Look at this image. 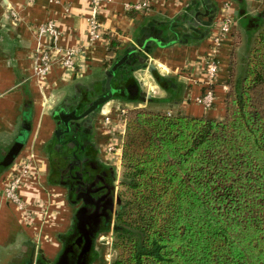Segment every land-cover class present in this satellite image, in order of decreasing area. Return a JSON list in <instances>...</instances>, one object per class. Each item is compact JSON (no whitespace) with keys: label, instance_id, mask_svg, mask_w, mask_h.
Instances as JSON below:
<instances>
[{"label":"trees","instance_id":"trees-1","mask_svg":"<svg viewBox=\"0 0 264 264\" xmlns=\"http://www.w3.org/2000/svg\"><path fill=\"white\" fill-rule=\"evenodd\" d=\"M237 16L245 52L239 64L232 51L223 118L128 108L111 264H264V9L249 14L242 5ZM186 21L165 26L175 41L197 37ZM129 53L115 71L114 98L139 102L126 99V87L144 62L137 49ZM156 79L168 95L150 102H176L179 83ZM64 133L70 159L76 133ZM6 157L0 152V162Z\"/></svg>","mask_w":264,"mask_h":264},{"label":"crops","instance_id":"crops-1","mask_svg":"<svg viewBox=\"0 0 264 264\" xmlns=\"http://www.w3.org/2000/svg\"><path fill=\"white\" fill-rule=\"evenodd\" d=\"M138 1L106 0L100 19L107 30L109 42L89 43L87 17L91 0H36L34 3L0 0V140L12 135L16 139L22 123L30 121L31 131L15 161L33 154L41 167L37 181L23 189V196L32 206L31 212H23L3 197L0 178V252L16 250L17 260L12 262L11 259V264H34L39 258L50 259L60 251V236L69 231L73 220V209L65 185L59 178L53 179V175L60 177V164L66 166L61 149L67 136L64 132L58 133V130L64 129L60 113L79 110L81 104L97 98L100 94L93 96V92L96 95L104 91L105 72L117 57L141 49V44L146 42L141 55L157 67L159 74L173 78L181 87L176 102L153 104L151 98H164L168 95L167 91L159 85L152 72L142 73V66L138 67L132 73L134 82L129 81V84L137 85L140 90L152 91L151 97L139 101L138 105L162 108L172 113L181 111L198 117L221 118L224 115L227 90L223 86L229 76L233 33L221 46L215 105L207 109L197 104L194 98L205 89L201 64L214 32L213 25L203 23L209 19L213 21L226 0H152L149 10L126 9L127 3ZM243 1L234 0L232 4L238 20L237 14L242 5L246 6L249 14L264 9V0ZM206 7L211 12L209 16H201L199 26L186 22L182 25L186 33L188 27L196 29L197 37L194 39L175 41V33L166 30L165 26L179 21V16H186L185 21L196 22L197 12H205ZM11 8H15L17 16L12 14ZM49 20L55 21L60 30L61 35L57 39L37 35L35 31L36 25ZM169 39L174 40L169 43ZM114 40L118 43L111 53L109 48ZM53 45L79 47L78 69L70 71L55 66L42 78L36 74L32 52ZM134 102L113 98L97 114L95 141L103 162L108 166L116 167L118 162L106 152L110 136L102 132L100 120L105 111L118 105L133 107L130 104H136ZM74 124L70 123V126L74 127ZM27 216L31 217V221ZM103 236L109 243V237ZM6 261L7 258L3 259L1 264Z\"/></svg>","mask_w":264,"mask_h":264},{"label":"built area","instance_id":"built-area-1","mask_svg":"<svg viewBox=\"0 0 264 264\" xmlns=\"http://www.w3.org/2000/svg\"><path fill=\"white\" fill-rule=\"evenodd\" d=\"M27 1L29 3H34L36 0ZM105 1L106 0H91L90 11L87 17L89 43H93L95 41H101L103 43L109 42V38L106 37L107 30L100 19V12ZM229 1L230 0H226L224 2L217 18L215 19L213 24L214 32L210 37V46L202 58L201 68L202 71H204L203 84L205 89L202 94L194 98V101L207 109L212 108L215 105V86L219 81V54L221 46L224 41L231 36L236 26L233 6ZM151 5L152 0H140L135 3H127L125 7L127 10L142 12L149 10ZM11 12L14 16L18 15L15 8H11ZM35 31L37 35L48 36L53 39H57L61 35L57 24L53 20L36 25ZM79 51H81L79 47L62 48L56 45L47 48L40 47L35 49L32 52V55L36 62V74L45 78L55 66H61L62 68L70 71L77 70L79 64L77 56ZM223 87L225 90H228V86L226 84ZM128 108L130 107L118 105L108 111H105L100 120L102 132L109 134L110 136V139L106 144V152L118 163H121L122 158ZM40 170L41 167L39 162L33 154L18 158L7 170L2 180L1 191L3 197L23 212H31L32 206L23 196V189L29 187L37 181ZM30 218V216H27L28 220H30ZM113 223L110 230L111 240L113 234Z\"/></svg>","mask_w":264,"mask_h":264},{"label":"flooded vegetation","instance_id":"flooded-vegetation-1","mask_svg":"<svg viewBox=\"0 0 264 264\" xmlns=\"http://www.w3.org/2000/svg\"><path fill=\"white\" fill-rule=\"evenodd\" d=\"M95 99L88 101L84 106L81 104L79 110H73L72 112L76 115H82ZM99 111L98 109L69 121V125L74 122L76 124H74V127L70 126V130L73 135L76 133L74 143L78 146L71 148L70 159L69 157H63L66 159V166L60 164L61 168H59L58 174L60 177L53 175V179L58 180L59 178L60 182L64 183L70 201L69 204L76 207L74 214L79 208L88 207L85 217L87 230L84 232L81 228L75 230V227L72 226L67 233L60 236V239H66L58 252L62 260L61 264H94L98 257L97 244H104L102 236L110 232L111 223L114 221L119 178L116 167L108 166L103 162L104 160L95 141L94 123ZM60 122L63 123L64 121L61 119ZM63 128L66 129V126L64 125ZM78 134L79 138H77ZM12 146L13 144L4 151L6 156ZM82 149L85 151L81 152ZM6 172L5 170L0 175L2 180ZM86 183L88 184L86 185ZM73 184L76 192L71 195ZM77 195L80 196V199L77 198ZM85 199L88 204L85 203Z\"/></svg>","mask_w":264,"mask_h":264},{"label":"water","instance_id":"water-1","mask_svg":"<svg viewBox=\"0 0 264 264\" xmlns=\"http://www.w3.org/2000/svg\"><path fill=\"white\" fill-rule=\"evenodd\" d=\"M210 9L208 7H206L205 12H201L198 11L197 14L195 15V19L196 22L187 20L186 23L190 24H194L199 26L200 21H201V16H209L210 14ZM186 16H179L178 20H185ZM204 25L210 26L211 25V19L204 21L203 23ZM146 47V42H143V44H141V49L143 47ZM141 49H137L138 52H141ZM131 53H127L124 54L123 56H121V58H119L118 60H116L112 66L110 68H108L105 72L106 75V80H105V88L106 91L103 92L102 94H100L94 101L93 103L90 105V107H88L84 113L82 115H76L74 114V112H61L60 116L61 119L64 121L63 124L66 126V129H61L58 130L59 132H65V131H69L70 130V125H69V121L70 120H74V119H78L82 116H85L87 114H89L92 111H95L96 109L101 110V107L107 103L108 101H110L111 99H113L116 95H119L118 89L114 88V84L112 85V80L115 76V71L120 68L121 66H123L125 63H127V59L130 56ZM142 62H144L141 66H142V73L143 71H148V72H152L155 77L157 76V74H159L157 72V67L154 64H149L148 60L145 56H142L139 58ZM140 66V68H141ZM126 92L128 93V95L126 96V99L128 100L130 97H136L137 99L139 98H146L149 99L152 95V91L147 92L144 89H139V87L137 85L135 86H127L126 87ZM31 122L30 121H24L22 123V129L20 131V133L18 134V136L16 137V141L14 142L11 150L9 151L7 157L5 158L4 161L0 162V175L3 173V171H7V166L9 165L10 162L13 161L14 158H17V156H19L22 148L24 147L27 138H28V133L31 131ZM15 161V160H14ZM88 183H86L87 185ZM74 192H76V188L75 185L73 184V192H71V195L74 194ZM77 198L80 199V196L77 195ZM70 202V201H69ZM85 203L88 204V201L85 199ZM88 207H82L79 208V210H77V212L73 215V220L71 223V227L74 226L75 230L77 228H81V230L84 232L86 229V225H85V217L87 215V209ZM104 237V236H102ZM104 238H102V241L105 242V240H103ZM61 243H65L66 239H60ZM83 252V251H82ZM83 256V255H82ZM51 261V262H50ZM61 258L60 255L57 254L56 258L54 259V261H52L51 259H46V263H55V264H61ZM36 264H41V260L40 258L36 261Z\"/></svg>","mask_w":264,"mask_h":264},{"label":"rangeland","instance_id":"rangeland-1","mask_svg":"<svg viewBox=\"0 0 264 264\" xmlns=\"http://www.w3.org/2000/svg\"><path fill=\"white\" fill-rule=\"evenodd\" d=\"M231 4H233L234 3V0H230L229 1ZM224 4V3H223ZM223 6V5H222ZM221 6V7H222ZM219 13V12H218ZM217 18V14H216V16L214 17V19H213V21H211V26L214 24V22H215V19ZM235 20H236V26H235V28L237 29V36H235V35H233V43H232V51L234 50V51H236V55H237V59H235V56H234V60H236V61H238L239 62V64L241 63V58H242V55L244 54V52H245V41H246V39H245V35H244V33L242 32V31H240V27H239V25H238V19H237V17H235ZM236 44V45H235ZM231 51V52H232ZM231 55H232V53H231ZM230 61H231V56H230ZM238 65V64H237ZM227 92H228V90H227ZM134 103H136V104H130V106H133V107H130V108H134L135 106H140V105H138L137 103V101L136 102H134ZM144 105V104H143ZM138 108H150L149 106H147V105H145V106H140V107H138ZM154 108V107H153ZM154 109H159V108H157V107H155ZM162 109V108H161ZM163 110H165V111H167L168 113H172L171 111H168V110H166V109H163ZM225 113V112H224ZM225 115V114H224ZM224 115L221 117V118H223L224 117ZM16 141V139H15V135L13 136H10V137H8V138H3L2 140H0V152L1 153H4V151L5 150H7L14 142ZM104 160V159H103ZM116 164V163H115ZM115 166V165H114ZM116 171H117V175H118V178H119V182H120V176H121V171H122V168H121V164L120 163H118V165H116ZM117 191H119V184H118V188H117ZM118 193V192H117ZM71 207H72V209H73V214H74V210H75V208L76 207H74V206H72L71 205ZM112 224V223H111ZM105 237H109V240H108V242L109 243H107V240L106 239H104L105 240V242H104V244L103 243H98L97 244V251H98V257H97V259H96V261H95V263L94 264H111V261H112V259H113V257H114V253H113V251H112V244H111V242H112V240H111V233H106L105 234ZM107 243V244H106ZM4 252V251H3ZM3 252H0V264H1V262H2V260L3 259H5V258H7V261L6 262H4V264H11L10 262H11V259H12V262H16V260H17V258H16V250H14V251H12V249H10V251L8 250L7 252H5V253H3ZM14 252V253H13ZM56 258V256H53V257H51L50 259L52 260V261H54V259ZM43 261H46V259L45 260H42V263L41 264H43ZM51 262V261H50ZM46 263V262H45ZM34 264H36V263H34Z\"/></svg>","mask_w":264,"mask_h":264}]
</instances>
